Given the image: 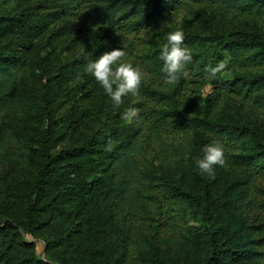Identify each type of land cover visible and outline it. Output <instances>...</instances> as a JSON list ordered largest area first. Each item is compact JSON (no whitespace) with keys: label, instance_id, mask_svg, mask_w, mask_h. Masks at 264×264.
Segmentation results:
<instances>
[{"label":"trees","instance_id":"1","mask_svg":"<svg viewBox=\"0 0 264 264\" xmlns=\"http://www.w3.org/2000/svg\"><path fill=\"white\" fill-rule=\"evenodd\" d=\"M6 3L0 40L20 45L0 52V264H264V218L251 219L264 210L254 193L264 176V0ZM179 15L169 33L183 31L192 62L172 86L160 59L168 34L150 31ZM97 30L129 37L124 48L144 73L139 94L123 97L139 115L102 143L86 116L99 82L56 106L62 64L51 60ZM225 60L209 79L205 69ZM214 139L226 163L209 176L196 159ZM228 164L246 168L244 189ZM26 235L43 241L47 259Z\"/></svg>","mask_w":264,"mask_h":264},{"label":"rangeland","instance_id":"2","mask_svg":"<svg viewBox=\"0 0 264 264\" xmlns=\"http://www.w3.org/2000/svg\"><path fill=\"white\" fill-rule=\"evenodd\" d=\"M6 1V5L15 2V0ZM47 4L48 10L53 11L58 8L59 0H47ZM169 18L171 19V17ZM179 23L180 15L175 17L173 22L168 21L165 25L160 24L159 27H156L153 29V31H150L151 37H155L157 32L161 34H168L170 31L169 28H171L172 25L174 27ZM100 34L101 30H97L94 35L88 37L86 41H77L78 39H74L70 41V43H66L65 45H63L60 48L59 54H53L51 56V60L53 62L57 58L58 61H60V63L62 64V67L60 66L62 68L61 70L60 68L54 69V80L56 79L57 82H60L62 90L61 93L57 95V98H55L54 103L56 106H58L62 101H59L61 99L62 93H65L69 102L72 103V100L74 98L86 93L87 86L92 85L94 84V82H96L95 77L92 74L87 73L85 71V68L90 60H95L104 51H109V48L120 47L127 53V55L122 58L123 61L131 62L132 58H134L130 56L126 48H124L126 47L125 40H129V37H125V39L120 38V40L118 41H106L105 39L99 37ZM139 36H143V33L139 34ZM142 43L141 40L135 39L134 46L137 50L142 46ZM18 45H20V40L18 39V37L13 39L11 38L0 40V52H17V49L19 47ZM71 61H75V63H72ZM60 72L63 73L59 75ZM99 85L101 88L98 86L100 89L98 94L89 98L88 100L90 105L87 109L86 116L88 117L90 116V114L95 116L94 126L95 128H98V130L101 131V133L97 137L99 138V143H102L104 138L109 137L110 133L114 132L115 129L121 130V128L129 122H126L122 119V114L126 111V109H128L127 103L123 102L119 107H114V105L110 103V96H108L104 99V104H102V94H106V92L100 83ZM209 91V84H206L202 87L201 92L203 96L206 95ZM123 108L126 109L123 110ZM227 171H229L230 177L237 178V180H239V184L236 186L235 189L237 191L244 189L245 185L243 184V182L246 179V168L238 164H228L225 167V172ZM232 181L235 180L232 179ZM254 193L255 198L257 200V204L258 202H264V176L260 177L255 181ZM251 213V219L254 221L255 224L264 218V210H262L260 207L254 208L253 210H251ZM26 239L35 244V249L38 256L43 259H47L44 254V243L40 238L31 235H26Z\"/></svg>","mask_w":264,"mask_h":264},{"label":"clouds","instance_id":"3","mask_svg":"<svg viewBox=\"0 0 264 264\" xmlns=\"http://www.w3.org/2000/svg\"><path fill=\"white\" fill-rule=\"evenodd\" d=\"M183 45L184 33L177 29L168 33L167 43L162 46L160 59L163 61L164 82L168 85L175 86L182 77L187 78L190 75L187 65L192 62V51ZM126 55L122 48H113L104 51L95 60H90L85 68V71L92 74L102 85L113 101L114 107H119L123 103V97L129 94L137 96L144 79V73L139 67L134 66L130 61H123L122 58ZM227 63L225 60L215 67L206 68L208 78H215L226 68ZM138 115L137 108L129 107L122 114V119L131 122ZM225 163V144L219 139H214L205 145L202 158L196 159L200 173L209 176H214V166L223 167Z\"/></svg>","mask_w":264,"mask_h":264}]
</instances>
